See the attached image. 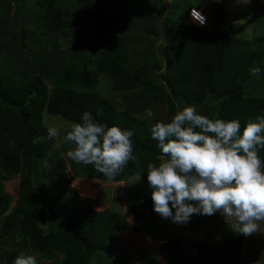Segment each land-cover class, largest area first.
<instances>
[{
  "label": "trees",
  "instance_id": "obj_1",
  "mask_svg": "<svg viewBox=\"0 0 264 264\" xmlns=\"http://www.w3.org/2000/svg\"><path fill=\"white\" fill-rule=\"evenodd\" d=\"M164 1L162 14L156 22L148 17L141 20L142 14L135 17L147 9L145 6L131 7L134 1L130 3L129 0H80L77 12L72 7L74 2L66 7L69 10L66 12L63 0H32V36L41 28L42 34H59L60 39H67L66 45L81 48L92 36L89 30H83L82 35L76 27L95 25L97 32L93 40L99 41V45H95L89 62L71 53L75 60L67 64L68 50L57 47L54 52H46L33 47L38 60L26 62L24 58L21 63V58L9 51L1 56L4 46L0 42V264H14L19 251L5 246L10 238L17 237L23 239L27 253L54 257L56 264H92L98 253L108 246L110 249L118 240V232L128 226L121 214L111 210L97 211L87 199L84 202L75 196L72 200L68 195L50 194L48 187L39 181L42 163L47 159L53 163L57 160L55 154L49 157V153L54 152L55 139L47 136V127L43 124L45 113L79 123L83 112L89 111L97 121L131 130L135 160L115 178H106L91 165L72 162L71 169L81 179L111 183L133 179L141 172V184L129 188L126 203L137 218L154 212L152 190L147 186V165L161 163V151L150 133L155 123L138 120L130 111L140 112L157 94H151L149 89L152 84L146 74L149 64L131 70L128 58V43L142 41L150 25L163 29L160 37L164 54L158 59L166 63L163 82L167 88L159 98V103L169 110V119L165 122L190 105H196L200 114L212 119H238L242 128L258 115L264 116V34L239 39L229 31L199 28L189 21V12L192 8L203 7L204 0H190L197 6L188 0ZM0 6L2 11H9L11 1L1 0ZM103 6L109 8L107 14ZM5 28L6 23L0 33ZM21 32L22 47L27 48L29 30L23 26ZM78 64H82L81 70ZM254 67L260 69L259 74H252ZM105 74L115 91L125 92V95L140 91V96H122L129 110H119L95 91L98 78ZM34 138H39V142L34 143ZM258 155L264 170V150ZM58 160L56 167L63 169L64 160ZM16 177L20 179V188L14 202L5 184ZM193 218L205 228L217 214H194ZM239 244L240 240L233 238L228 241L222 256L226 264L236 263ZM166 249L169 251L168 264L186 263L187 254L175 241L161 247V251ZM199 255V260L188 264H202L199 261L207 254L202 251Z\"/></svg>",
  "mask_w": 264,
  "mask_h": 264
},
{
  "label": "clouds",
  "instance_id": "obj_2",
  "mask_svg": "<svg viewBox=\"0 0 264 264\" xmlns=\"http://www.w3.org/2000/svg\"><path fill=\"white\" fill-rule=\"evenodd\" d=\"M196 9L202 10L192 8L191 16L203 26L206 17ZM259 72V68L252 69L253 75ZM145 115L152 118L154 113L145 109ZM44 120L43 116V124ZM150 133L162 155L161 163L147 165V186L152 190L153 210L162 219L185 225L194 214L219 213L237 234L247 237L262 232L264 170L258 152L264 150V116L258 115L242 128L238 119H212L200 114L196 105H190L169 122L157 121ZM60 134L58 127L47 128L50 140ZM133 135L131 130L109 126L84 111L80 122L73 123L63 138L74 145L66 153L70 160L91 165L112 179L135 160ZM33 142L38 143L39 138ZM141 178L138 172L135 182ZM14 264L39 261L35 254L20 252Z\"/></svg>",
  "mask_w": 264,
  "mask_h": 264
},
{
  "label": "rangeland",
  "instance_id": "obj_3",
  "mask_svg": "<svg viewBox=\"0 0 264 264\" xmlns=\"http://www.w3.org/2000/svg\"><path fill=\"white\" fill-rule=\"evenodd\" d=\"M11 1V8L9 11L5 10L2 11L0 9V28L4 27L6 23V28L0 33V42H2L4 49L1 53V56H4L9 52L13 54L16 58H21V63L24 62V58L26 62H31V60H38V56L33 53L32 48H39L41 50H45L46 52H54L57 47H60V50H68L65 55V61L67 64H70L73 59L74 53L79 55L82 59L89 62V58L92 57V53H94L95 45H99V41H95V35L97 29L95 25L92 28L86 27V25L76 27V30L80 31L83 35L82 31L85 32L89 30L90 42L85 43L91 47H87V45L73 46V45H66L65 41L67 39H60V35L56 34L54 36H47L42 34V29L38 28L35 31V34L32 36V32L30 30V25L34 21V17L32 15V8H30V3L32 0H10ZM34 1V0H33ZM49 1V0H47ZM59 1V0H58ZM80 0H63L64 3V10L67 12L69 10L66 9L68 5L74 4L72 7L77 12L79 11L80 5L78 4ZM114 2L119 0H112ZM134 3H131L133 2ZM190 1V0H188ZM77 2V3H76ZM131 3V7H138L142 8L145 6L146 11L141 13H137L134 15L135 17L139 18V15L142 14L141 20L143 18L148 17L151 20L156 21L157 17L162 14V5L164 4V0H144V2L140 0H129ZM153 2V3H151ZM193 5H198L195 2L190 1ZM1 4V0H0ZM204 6L201 9L204 11L205 15L208 18V25L207 28L209 29H217L218 31H229L231 34L239 39L245 38H253L254 36L264 34V0H250L249 3H243L242 0H204ZM146 8V6H148ZM1 7V6H0ZM104 14H107L109 8L107 6H103ZM140 12V11H139ZM168 12V10H166ZM214 14H217L216 17H212ZM33 17L32 18H29ZM219 16V17H217ZM157 22V21H156ZM3 23V25H2ZM25 26L26 29L29 30L28 34V47H22L21 41V28ZM152 26L147 33H143L142 41L128 43V58L130 60L129 67L131 70L139 69L145 63L149 65L146 68V74L152 80V84L150 86L151 94L156 93V96H153V101H149L146 107L141 110L140 112H132L130 113L137 118L138 120H143L148 123H156L157 121H166L169 119V110L167 107H163L161 103H159V98L163 97V91L167 88V84L163 82V72L164 68H166V63L161 61L158 58L163 57L164 48L162 45L163 39L160 37L161 33H163V29H158V25H150ZM79 28V29H78ZM161 28V27H160ZM75 29L73 31H76ZM135 31V30H134ZM84 36H86L84 34ZM87 37V36H86ZM74 38V36H73ZM72 36L70 40H73ZM59 45H55L56 43ZM165 47V46H164ZM163 49V51H162ZM70 56V57H69ZM23 57V58H22ZM3 58V57H2ZM70 58V59H69ZM90 60V59H89ZM3 63V62H1ZM163 63V64H162ZM24 64V63H23ZM78 68L81 70L83 68L82 64H78ZM26 72H30L28 69L23 68ZM23 70V71H24ZM38 76H41L40 73H37ZM260 83V81H258ZM49 88H52V84L48 82ZM99 94L106 97L110 100L119 110L127 111L129 110V106L127 107V102L124 101L122 98L125 95V92H118L112 88V82L109 80L108 75H100L98 78V85L95 90ZM127 95L131 97L132 95L140 96V91H130L127 92ZM125 95V96H127ZM260 95V94H258ZM132 98V97H131ZM176 101V100H175ZM133 102V101H132ZM131 102V103H132ZM145 109H151L154 113L152 118H148L145 115ZM44 123L45 127L54 126L60 129V136L55 138V145H54V152L49 153V157L55 154L57 155L55 158L57 159L56 162L50 161V159L45 160L42 165L40 166L39 172V181L48 187L47 191L50 194H63L68 195L72 199V196L76 198H81L84 202L87 199V202L94 205L98 202L99 199H107L111 195V190L117 191L118 194H115L116 198H118L117 206L111 205V211L115 213L121 214L126 220L129 221L133 220L134 212L131 208L127 205L122 203L124 192L122 188L125 190L126 188V181L112 183V184H105L103 180L100 179H86L82 180L80 177L74 175L71 165L72 160H70L66 153L69 150H72L74 145L68 142H65L64 135H66L67 131L71 129V125L73 124L72 121L66 120L62 116H49L48 114L44 115ZM58 158L64 160L65 166L64 168H57L56 166L59 163ZM64 171V172H63ZM65 174V175H64ZM69 183H68V182ZM132 183L141 184L140 181H136L135 179L131 180ZM94 186L96 189L91 188ZM113 185L114 189H111L110 186ZM75 186L77 187V193L74 189ZM19 188H20V179L16 177L13 180L8 181L5 184L6 191L11 194L14 198V202L17 200L19 195ZM74 188V189H73ZM119 190H121L119 192ZM127 192V191H126ZM79 193V194H78ZM97 195V199L95 198ZM89 199V200H88ZM96 199L97 201H95ZM73 200V199H72ZM15 205V203H13ZM103 210V209H102ZM110 210V209H109ZM191 222V221H190ZM192 223V222H191ZM198 223V222H197ZM197 225H201L198 223ZM182 229H184V225H181ZM230 228V227H228ZM228 231L226 227H222L217 225L214 228V231ZM125 236L129 237L131 234H134L132 228H129L125 231ZM9 238V237H7ZM129 242V241H127ZM134 242V241H133ZM132 242V243H133ZM116 246H120L121 243H114ZM6 248L9 250H16L20 252H27L25 247L23 246V239L21 237H17L15 239L10 238V242H6ZM121 249V248H120ZM122 250H115L111 251L104 250L103 255L101 258L103 261L97 260L94 258V264H129V261L132 262L133 257L129 256V254H125L124 256L119 253ZM123 253V252H122ZM98 253V255H100ZM39 261V264H56L54 257L45 256L42 254L36 255ZM168 256L165 258L168 260ZM62 258V257H61ZM132 260V261H131ZM159 261V260H158ZM93 264V263H92Z\"/></svg>",
  "mask_w": 264,
  "mask_h": 264
},
{
  "label": "crops",
  "instance_id": "obj_4",
  "mask_svg": "<svg viewBox=\"0 0 264 264\" xmlns=\"http://www.w3.org/2000/svg\"><path fill=\"white\" fill-rule=\"evenodd\" d=\"M167 1L171 2V0ZM133 179L126 181L125 190L122 188L124 192L122 203L124 205H127L126 191H128L131 186H133L132 188H137L139 185L132 183L131 180ZM104 183L112 184L107 181H104ZM110 188L114 189L113 185H111ZM120 191L121 190H119V192ZM115 194H118V192L111 190L109 198L104 200L103 198L99 199L94 206L95 210H111V205L117 206L118 198L115 197ZM169 203L171 204V202ZM133 218L132 221L127 219L128 226L117 234L118 240L114 242L121 243V245L118 247L112 243L110 247L111 251L113 249L122 250L123 253L121 251H119V253L123 256L125 254L132 256L133 261H129V264H168L165 257L169 255V251L167 249L161 251V247L170 241H175L176 245L181 247L187 254L185 257L186 263L182 264L193 263L195 259H198L200 256L199 253L202 251L207 255L202 257L199 261L200 263L226 264L222 256L224 255V249L226 245H228V241L232 238L240 240L238 246L240 254L237 255L238 259L234 261L236 262L235 264H264V228H262V232H257L245 237L242 234L235 233L231 228H228L229 225L219 213H217V218L211 221L205 228L204 226L197 225V220L193 218V220H190L192 223L189 222L185 224L184 229H182L180 224L173 223L168 219H162L155 211L152 213L146 212L141 218H137L136 216ZM217 225L224 226L229 230L226 232L221 230L214 231ZM129 228H132L134 234L127 237L125 236V231ZM192 228L194 229L192 230ZM192 244H198L200 247ZM107 249L109 250V246ZM102 255L103 251L99 256H96V261L100 259L103 261L101 258Z\"/></svg>",
  "mask_w": 264,
  "mask_h": 264
},
{
  "label": "built area",
  "instance_id": "obj_5",
  "mask_svg": "<svg viewBox=\"0 0 264 264\" xmlns=\"http://www.w3.org/2000/svg\"><path fill=\"white\" fill-rule=\"evenodd\" d=\"M197 11H200L205 17H206V24L205 25H203V26H201V25H199L198 23H196V22H194V20H193V18H192V16H191V11H192V9H191V11L189 12V19H190V21L195 25V26H198V27H204V26H206L207 25V23H208V19H207V16L205 15V13L202 11V10H199V9H196ZM91 186V188H93V189H96L94 186H92V185H90ZM75 188L76 189H74L75 191L77 190V187L75 186ZM78 191V190H77ZM96 191H98L97 189H96ZM79 194V193H78ZM95 198H97V195H96V197Z\"/></svg>",
  "mask_w": 264,
  "mask_h": 264
}]
</instances>
